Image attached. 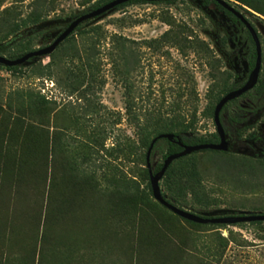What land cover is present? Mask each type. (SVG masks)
<instances>
[{
  "label": "rangeland",
  "instance_id": "rangeland-1",
  "mask_svg": "<svg viewBox=\"0 0 264 264\" xmlns=\"http://www.w3.org/2000/svg\"><path fill=\"white\" fill-rule=\"evenodd\" d=\"M98 1L0 0V44L39 26L33 49L45 47ZM227 1L262 51L264 0ZM247 48L213 4L174 0L111 11L48 57L0 67V264H264V223L185 221L153 199L145 168L155 134L215 133L211 109L245 77ZM253 108L264 114V98L222 112L229 150L192 155L200 187L181 210L264 214V158L244 143L264 145ZM240 114L232 126L227 116ZM165 149L152 150V170Z\"/></svg>",
  "mask_w": 264,
  "mask_h": 264
},
{
  "label": "water",
  "instance_id": "water-1",
  "mask_svg": "<svg viewBox=\"0 0 264 264\" xmlns=\"http://www.w3.org/2000/svg\"><path fill=\"white\" fill-rule=\"evenodd\" d=\"M130 1H136V2H146V3H155V2H170L173 0H112L103 6L96 8L94 10H91L87 13L81 14L74 19H72L67 27L47 46L38 48L36 50H33L29 53H26L25 55L21 56L18 59H7L3 56H0V65L5 68L10 67H17L21 66L24 63H26L28 60L33 58H44L51 55L55 49L64 41L66 40L74 31L75 29L81 25L82 23L92 20L95 18H98L104 14H107L114 10V8L123 5ZM219 6H221L223 9L230 12L234 17H236L240 23L245 27V29L248 31L254 47H255V53H256V59H255V65L251 73L249 74V77L247 81L239 88L232 90L222 96L220 100L215 105L214 111H213V123L215 126V133L218 136V142L214 144H201V145H195V146H188L183 145L179 142V138L177 136H174L173 134H161L154 138L149 148L146 151L145 154V168L148 173L149 178V186L150 191L152 194L153 199L161 205L163 208L171 212L173 215L198 225H235L240 223H255V222H264V214H253V213H246V212H239L236 215L233 216H226V217H218V218H206V217H200L197 215H194L190 212L178 209L177 207L173 206L172 204L168 203L165 198L162 196V192L160 190L159 183L161 179L164 176V173L166 169L169 167V165L176 161L177 159H180L185 156H189L192 153L210 150L215 152H227L229 150V144L226 140L225 132L223 129V126L220 121V112L223 109V107L244 95L245 93L251 91L258 81V76L261 69V45L260 41L258 39L257 33L252 27V25L243 17V15L238 12L229 2L225 0H214ZM165 139L169 142H177L178 146L182 149L181 152L173 155H169L166 157V159L162 163L161 169L153 173V170L151 168L150 164V156L153 149V146L156 141Z\"/></svg>",
  "mask_w": 264,
  "mask_h": 264
},
{
  "label": "trees",
  "instance_id": "trees-1",
  "mask_svg": "<svg viewBox=\"0 0 264 264\" xmlns=\"http://www.w3.org/2000/svg\"><path fill=\"white\" fill-rule=\"evenodd\" d=\"M110 1H112V0H100L95 4L94 9L99 8V7L103 6L104 4H106ZM173 1L164 2V3L165 4H171V3H173ZM202 1L205 4H214L232 22L238 24L240 26V28L242 29L243 35H244V37L248 43L247 52L245 54V61H246L245 77L240 78V76L238 75L236 77V80L237 79H240V80L238 82H235L228 89L224 90V92L222 93V96H224L228 92L241 87L244 84V82L246 81L248 74L254 68V65H255V59H256L255 47H254L253 41H252L248 31L244 28V26L232 14H230L229 12H227L226 10H224L223 8H221L220 6L215 4V2L213 0H202ZM225 1H227V0H225ZM144 3H146V2L130 1V2H127L123 5H120L116 8H114L113 11L119 10L120 8L128 6V5L144 4ZM158 3H163V2H155L154 4H158ZM232 6L236 9L235 5H232ZM94 9H92V10H94ZM105 15H107V14H104L102 16H105ZM102 16H100V17H102ZM100 17H98V18H100ZM98 18L88 20V21L82 23L81 25H79L75 29L74 32L81 29L83 26L90 24L91 22H93L94 20H96ZM24 29H25V31H23L21 34H19L17 40L13 39V40H10L9 42H5V43L3 42L0 44V56H1V54L5 53L7 59L14 60V59H18L21 56L25 55L26 53H29V52L34 50L33 49L34 43L38 40V37L41 36V33H42L41 29L42 28L39 26H36L33 28H29V29L27 27H25ZM73 33L71 35H73ZM257 36H258V39L260 40V37L258 34H257ZM37 59L38 58L30 59L25 64L30 63V62L37 60ZM261 64H262V73H263L262 78L258 79V82L255 85V87L251 91H249V92L245 93L244 95H242L241 97H239L238 99H235V100L227 103L223 107V109L221 110L220 115L229 106L236 105L240 99L250 98V102L256 104L262 98H264V49H262V51H261ZM0 67H3V66L0 65ZM19 68L20 67L17 66V67L5 68V69L8 72L13 73L14 71L18 70ZM222 96H220L216 99V102L211 109L212 118H213V111H214L215 105L217 104V102L220 100V98ZM252 110H256V108H253ZM244 116L245 115H243V114L236 115V116L228 115L227 119H228L229 123L232 126H234V124L242 122ZM223 128L225 129L224 125H223ZM161 134H173L174 136H177L179 138V142L181 144L190 145V146L201 145V144H214V143L218 142V136L216 133L210 134L207 137H203V136H195V135L189 134L187 132H183V131L173 132L170 130V131H167L166 133L155 134L152 137V139L149 141L147 149L149 148L151 141ZM161 141H162V143H164L166 145L165 152L162 156L163 161L166 159L167 156L177 154V153L182 151L180 146H178L177 142H175V141L169 142L165 139H161V140L156 141L154 146H153V149L156 148L158 143H161ZM193 154L194 153H192L189 156L182 157V158L177 159L176 161L172 162L169 165V167L166 169L164 176L159 183V185L162 188V196L164 197L165 194H167L169 196L170 200H172V202H170V201H167V202L171 203L175 207H177V206L180 207V209L183 208L179 205L180 200L184 201V199L187 196H191L192 198H196L197 190L200 187L199 174H198V171L196 169L195 162L192 158ZM163 161H162V163H163ZM162 163L157 165L153 169V173H156L161 169ZM183 176L185 177V180L182 182ZM148 189L150 190L149 185H148ZM263 223L264 222H255L253 224H263Z\"/></svg>",
  "mask_w": 264,
  "mask_h": 264
},
{
  "label": "flooded vegetation",
  "instance_id": "flooded-vegetation-1",
  "mask_svg": "<svg viewBox=\"0 0 264 264\" xmlns=\"http://www.w3.org/2000/svg\"><path fill=\"white\" fill-rule=\"evenodd\" d=\"M214 1V0H213ZM215 2V1H214ZM215 4H217L216 2H215ZM214 5V4H213ZM218 5V4H217ZM215 6V5H214ZM219 6V5H218ZM216 7V6H215ZM221 7V6H220ZM222 8V7H221ZM225 10V9H224ZM227 11V10H226ZM228 12V11H227ZM230 13V12H229ZM231 14V13H230ZM242 14V13H241ZM244 17V16H243ZM236 18V17H235ZM245 18V17H244ZM237 19V18H236ZM246 19V18H245ZM238 20V19H237ZM247 20V19H246ZM239 21V20H238ZM248 21V20H247ZM70 22V21H69ZM68 22V23H69ZM240 22V21H239ZM68 23H67V25H68ZM250 23V22H249ZM67 25H66V27H67ZM245 28V27H244ZM262 65V64H261ZM253 70V69H252ZM251 70V71H252ZM261 70V69H260ZM251 71H250V73H251ZM249 73V74H250ZM249 74H248V77H249ZM248 77H247V79H248ZM259 77V76H258ZM247 79H246V81H247ZM245 81V82H246ZM244 82V83H245ZM258 82V81H257ZM258 112V113H257ZM252 113H255L254 115L256 116L255 117V119H253V120H251V121H249L248 122V124H258L259 123V120L260 119H262L263 117H264V114H261V112L260 111H257V110H253V112ZM246 115L244 116V118H243V121L245 122L246 120ZM221 121V120H220ZM243 122V123H244ZM221 124H222V122H221ZM223 126V125H222ZM224 129V128H223ZM224 132H225V130H224ZM225 136H226V134H225ZM226 140H227V138H226ZM228 141V140H227ZM261 141H262V139L260 138V137H255V136H252L250 139H248V140H246L244 143H247V146H248V148H249V150H257V154L255 155V157H258V158H264V145H262L261 144ZM228 144H229V142H228Z\"/></svg>",
  "mask_w": 264,
  "mask_h": 264
}]
</instances>
